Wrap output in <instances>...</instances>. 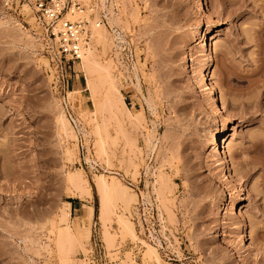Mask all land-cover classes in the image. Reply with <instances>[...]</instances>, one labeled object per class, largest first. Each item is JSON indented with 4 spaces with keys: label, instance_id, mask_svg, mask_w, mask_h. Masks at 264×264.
<instances>
[{
    "label": "rangeland",
    "instance_id": "374dc122",
    "mask_svg": "<svg viewBox=\"0 0 264 264\" xmlns=\"http://www.w3.org/2000/svg\"><path fill=\"white\" fill-rule=\"evenodd\" d=\"M204 1L213 17L198 0H73L82 12L68 19L90 30L98 22L107 37L91 32L86 48L102 71L85 73L81 60L68 71L75 126L54 88L43 25L28 0H0V264H264V167L240 170L264 145V0ZM199 24L211 28L208 82L225 116L203 90ZM61 116L71 132L60 131ZM215 125L230 129L220 138L228 165L207 147ZM76 172L91 197L66 180ZM100 174L134 197L106 224ZM120 214L135 238L121 234ZM145 243L159 259L145 257Z\"/></svg>",
    "mask_w": 264,
    "mask_h": 264
},
{
    "label": "bare ground",
    "instance_id": "6f19581e",
    "mask_svg": "<svg viewBox=\"0 0 264 264\" xmlns=\"http://www.w3.org/2000/svg\"><path fill=\"white\" fill-rule=\"evenodd\" d=\"M101 3H104L103 0H102ZM197 5L200 8H205V12H206L207 16L213 17V15H214L213 11L205 4L204 0H198V4ZM68 15H72V14L69 13ZM98 27H95V28H93V30H91L92 36H93V38H96L95 40L97 42L105 40V37H106V36H104V34H105L104 33L105 32L104 29L103 28H98ZM198 28H200V31L197 34V37H195L196 38V43L199 45V48L202 51L203 56L205 55V56L208 57L207 63L205 64L204 70H203V73H202V81L205 82L203 90L205 91V94L212 99V104H213V107H214L217 115L225 116V114H227L226 110H228V109L225 108V106H223L222 103L219 102V98L217 97L216 89L213 87V85H211L208 82L209 76H210V73H211V69H212V66H213V62H212V60H211V58L209 56V50H210V47H209V36H210L211 28L208 25L206 27H200V24L198 25ZM91 47H92V44H91ZM91 47L86 49L85 52L83 51L84 54L82 53V55H81V65H82L85 73H88V74H91L94 71H99V70L102 71L101 70V66H99L98 62L95 59V55L93 54V50H92L93 48H91ZM261 56H262L261 59L263 60L264 59V48L263 47L261 48ZM106 64H108V62ZM108 66H110V65H108ZM263 66L260 65L257 68L256 73L260 77H262V79L260 80V84H258V85L261 88L264 89V69H263ZM106 68L107 67L105 65L104 69L106 70ZM107 75H109V74L107 73ZM85 81H86L85 82L86 83V87H88L87 89L90 90L89 91L90 94H93L94 89H93V86H92V82L90 81L89 78H86ZM254 85H255V83H254ZM255 87H257V86H255ZM71 93H74V92H71ZM258 104L259 103H257L256 106ZM263 105H264V102H263ZM60 115H62V114H60ZM63 118L64 117L61 116L60 122H59L60 123V131L63 132V134L64 133L66 134L67 131H69V132H71V131L67 128V125H68L67 122H66L67 120H65ZM227 130L228 131L230 130L228 125H215L214 127H212L208 131V134H207V140H206L207 147L210 150V153L212 154V156L215 157V160L218 162V165H220V164L228 165L230 163L229 162L230 158L232 157V154H227V155L224 154V152L222 151L223 147L221 146V143H220L221 135L224 134ZM100 143H102V141ZM101 145H103V144H101ZM254 151H256V154H254V156L250 157L249 161L248 160L245 161L246 164H250L249 169H245V168H244V170H242V168L240 169L242 171L241 172L242 173V177H245V175L247 176V173L249 171H252V170L258 168L259 166L260 167H264V145H263V143L261 145L259 144L257 146L256 150H254ZM78 172H76V173H68V175L66 176V180L68 182H70V184L73 183L74 185L76 184L77 187L80 186L82 189L84 188L83 191L87 195H89V197H91V195H92L91 194V190L88 187H85L86 181L81 177V175ZM242 177H240V178L242 179ZM260 178L262 180V184H264V173L260 176ZM231 182H233V181H231ZM93 184H94V188L96 190V193H97V195L99 197V214L98 215H99V219H100L99 221H102V223L110 221V217L113 214H115L114 211L116 209L115 207H116V204H118V202L123 205L124 210H127L129 208V206L131 205V203L134 201V197L131 194L128 193L129 191L126 190L127 187L125 185H123V184L119 183V181H115L113 179L108 181L106 179L105 175H102V174L96 175L95 181H94ZM231 186L235 188V186L233 184ZM162 187H163V184H162ZM231 189H233V188H231ZM157 193L159 194V190H157ZM67 204H69V203H67ZM235 204H237L235 201H231L230 202V206L228 207V209L235 208L236 207ZM32 212L33 211H30L29 213H32ZM60 213L62 214V216H61V214H59L60 216H58V218H59L58 221L60 219H61V221H67L68 213L67 212H64V213L60 212ZM116 217H117V224H118V226L120 228L121 234H123L125 236H130L131 238H135L136 235L134 233V230H133L131 222L123 214L117 215ZM63 223H65V222H63ZM56 224H58V223L56 222ZM101 225H103V224H101ZM52 227H54L53 224H52ZM63 228H64V231H65L66 227L64 226ZM66 229L69 230L68 225H67ZM56 230H57V233L59 231V233L61 235V230H58V229H56ZM62 234H63V231H62ZM57 237H59V235ZM109 237H111V236H109ZM109 237H108V234H107V239ZM241 238H243V240H246V235H245L243 230L241 231ZM61 239H62V236H60V239H58V240H60V242H61ZM110 239H112V238H110ZM246 241H248V240H246ZM107 242H109V241L107 240ZM249 244L252 245L253 242H249ZM145 245H146V248H147L146 249V253H145V257H148L149 259H150V257H154L156 259H159L158 256H157V253H156L157 250L154 247H152V245H149L147 243H145ZM262 255L264 256L263 252H262ZM262 258L263 257H261V259Z\"/></svg>",
    "mask_w": 264,
    "mask_h": 264
},
{
    "label": "built area",
    "instance_id": "2783aa9c",
    "mask_svg": "<svg viewBox=\"0 0 264 264\" xmlns=\"http://www.w3.org/2000/svg\"><path fill=\"white\" fill-rule=\"evenodd\" d=\"M20 1L4 0V5L13 3L16 7ZM69 2L71 5L67 8V0H28L37 21L44 27V49L56 72L54 88L62 95L61 100L67 118L77 126L67 98L68 71L74 62L81 60L83 51L89 46L91 30L88 28V21L82 17L68 19L67 15L72 14L74 10L82 12L80 6L73 0ZM94 25L98 27L99 23L96 22Z\"/></svg>",
    "mask_w": 264,
    "mask_h": 264
}]
</instances>
